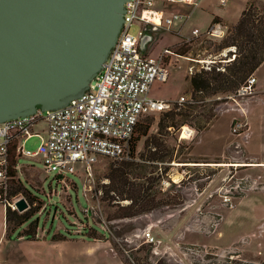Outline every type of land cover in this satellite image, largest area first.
<instances>
[{
  "label": "rangeland",
  "instance_id": "374dc122",
  "mask_svg": "<svg viewBox=\"0 0 264 264\" xmlns=\"http://www.w3.org/2000/svg\"><path fill=\"white\" fill-rule=\"evenodd\" d=\"M231 2L234 8L228 15L234 18L245 0ZM210 7L222 10L227 5L222 6L220 0H199L184 31L196 24L205 32L188 44L187 55L207 59V63L221 61L225 66L232 58V48L220 51L222 39L206 33L213 24ZM184 8L192 7L173 3L170 10L183 12ZM226 25L230 29L231 24ZM143 29L144 24L137 21L130 33L138 38ZM182 72L184 86L156 84L153 92L191 97V73ZM257 76V86H263L264 66ZM218 96L198 105L187 123L193 129L188 137H182L180 122L159 132L163 112L148 118L152 123L149 136L142 137L135 155L151 165L152 175L162 178L159 195L168 203L141 215L113 217L118 206L96 192L108 182L106 175L116 159L99 157L91 176L82 174L84 166L78 164V173H69L62 181L57 172L47 170L41 155L22 156L20 162L27 167H21L18 176L39 195L33 204L39 209L33 217L39 219V227L36 239L18 237V231L9 237L7 204L0 202V264H133L135 255L150 260L167 255L182 264H213L230 253L246 261L264 262V164H260L264 162V90L237 100ZM236 119L245 123L240 133L232 131ZM46 124L44 119L38 126L46 130ZM45 137L46 131L35 134L25 148L36 149ZM158 141L165 145L166 162L149 159ZM121 203L127 205L130 200ZM28 227V222L23 225ZM55 235L63 239L53 240Z\"/></svg>",
  "mask_w": 264,
  "mask_h": 264
},
{
  "label": "built area",
  "instance_id": "2783aa9c",
  "mask_svg": "<svg viewBox=\"0 0 264 264\" xmlns=\"http://www.w3.org/2000/svg\"><path fill=\"white\" fill-rule=\"evenodd\" d=\"M176 1L198 4V0H127L125 22L117 43L81 96L61 108L39 109L35 114L0 122V202L18 209L17 201L24 197L10 195L11 169L19 171L23 167L22 156L41 155L47 170L57 172L62 181L68 179L67 174L78 173V164L84 166L82 174L91 176L93 165L101 156L132 158L130 139L144 115L171 109L175 102L191 99L185 95L177 100L164 99L151 93L155 82L169 80L172 73L169 58L176 52L165 47L156 56L147 54L146 46L152 39L147 29L151 26L170 31L177 21H186L187 14L167 9V3ZM220 2L225 5L228 0ZM137 21L144 24L138 38L130 33V27ZM227 32L228 27L222 22L213 23L206 30L208 35L218 38ZM201 34V28L194 27L183 41L189 42ZM196 68L191 67V73ZM257 81L256 74H251L238 88L217 98L237 100L257 95L261 92ZM44 119L46 130H41L38 123ZM244 127L245 123L236 119L232 131L240 133ZM42 131H46V137L37 148H25L24 141Z\"/></svg>",
  "mask_w": 264,
  "mask_h": 264
},
{
  "label": "water",
  "instance_id": "95a60500",
  "mask_svg": "<svg viewBox=\"0 0 264 264\" xmlns=\"http://www.w3.org/2000/svg\"><path fill=\"white\" fill-rule=\"evenodd\" d=\"M126 1L0 0V122L81 96L117 43Z\"/></svg>",
  "mask_w": 264,
  "mask_h": 264
},
{
  "label": "trees",
  "instance_id": "16d2710c",
  "mask_svg": "<svg viewBox=\"0 0 264 264\" xmlns=\"http://www.w3.org/2000/svg\"><path fill=\"white\" fill-rule=\"evenodd\" d=\"M221 21L222 19L218 16L212 19V23ZM229 24H231L230 29L227 26L229 33L227 32L228 35L226 34L221 38L218 48L220 51L228 47L232 48L230 49L231 60L225 66L221 64V61H217V63L216 61L210 62V67H206V61L196 65L197 68L190 76L193 89L191 99L182 103L175 102L171 109L161 111L163 114L158 122L159 132L175 128L178 122H180V126L187 124L201 102L204 103L209 97H216L220 93L235 90L251 74H255L264 62V3L259 2V0H248L239 20ZM196 38L198 37L194 39ZM192 40L176 44L175 52L179 55H187L190 52L188 44ZM152 114H146L140 119L135 133L130 139L132 158L114 160L109 173L106 175L108 182H104L96 188V192H102L103 200L118 206L113 217H134L168 203L167 199L159 195L162 191V187H159L162 178L152 175L151 173L155 170L152 169L151 165L138 161L135 155L142 137L146 136L148 138L149 136L152 123L148 118ZM153 147L154 150L149 159L152 162H166L167 158L163 150L165 149L164 143L158 141ZM11 176L13 178L10 195H23L29 203V207L21 211L12 209L7 205V235L12 237L18 231V237L24 236L28 239H36L39 219H33V217L39 209L36 210L33 204L39 198V195L33 194L27 188L25 182L18 176V170L11 169ZM58 177L61 179L59 175ZM126 199L130 200V203L127 205L122 204L121 201ZM169 200H172V197ZM27 222L29 223V229H24L23 225ZM31 229L33 231H30ZM88 236L93 237L92 235ZM62 239L57 235L53 237V240L56 241ZM233 254L230 253L223 259L218 258L213 261V264H264V262L246 261L233 257ZM135 256L136 261H133V264H182L170 259L167 255H158L153 260Z\"/></svg>",
  "mask_w": 264,
  "mask_h": 264
},
{
  "label": "crops",
  "instance_id": "0c3cea01",
  "mask_svg": "<svg viewBox=\"0 0 264 264\" xmlns=\"http://www.w3.org/2000/svg\"><path fill=\"white\" fill-rule=\"evenodd\" d=\"M247 1L248 0H245V4L243 6L237 8V11L234 12V14H235L234 18H230V16L228 15V13L232 10L230 8H234V4L231 2V0H228L227 4H225V5H223L221 3L222 6H226L227 5V7H225L222 10H218L217 8L210 7V9L212 11L210 21H212V19L215 16H218V17H220L222 19L221 22L224 23V24L225 23L227 24V23H235V22H237L239 20L240 16H241V14H242L243 9L246 6ZM181 2L182 1H176V2L167 3V9H169V11H171L170 9H171V6L173 5V3H178L180 5ZM198 3H199V0H198ZM185 5H187L189 7H192L191 10H188V9L184 8L185 10L183 11V13L188 15V19L186 21H183V22L177 21L176 23H174V25L172 26V30L169 31V30H165V29H156L154 27L149 26V28L147 30H149V34L151 35L152 39L150 40V42L146 46V53L147 54L156 56L165 47H172L173 48L174 46H176V44L181 43L184 40L185 36L191 35L192 29L194 27H199L196 24H194V26L191 27L189 32H185L184 31L186 25L188 24V22L191 19L192 13L196 11L195 7L198 4L197 5H192V4L185 3ZM175 11L182 12L180 9L175 10ZM203 32H205V31L202 30V33ZM169 59L171 61L170 65H171V72L172 73H171V76H170L169 80L166 83L180 84V85H183V81L180 79V75L183 73L182 70L185 69L187 72L189 71L191 73V70H190L191 67L194 68L196 65H200V63H204L207 60V59H205V60L204 59H197V58H194V57H190L189 55H179L177 53H175L174 55H171V57ZM186 60H189V61H186ZM262 66H264V62L256 70V72H255L256 76H257L259 70L262 68ZM257 78H258V81H259L260 78L258 76H257ZM156 84H160L161 85L163 83L162 82H158V81L154 83L151 93L154 96H156V97H160V98H164V99L177 100L181 96L180 93L176 97H171L170 95H156V93L153 92L154 86ZM259 87H258L259 90H261V91L264 90V85L263 86H259ZM181 91H182V89H181ZM29 139H26L24 141V144ZM260 164H264V162H261ZM25 167H27V165H23V168H25Z\"/></svg>",
  "mask_w": 264,
  "mask_h": 264
},
{
  "label": "bare ground",
  "instance_id": "6f19581e",
  "mask_svg": "<svg viewBox=\"0 0 264 264\" xmlns=\"http://www.w3.org/2000/svg\"><path fill=\"white\" fill-rule=\"evenodd\" d=\"M193 131L192 127L189 126L188 124L184 125V131L182 133V137H188V135L190 134V132ZM192 133V132H191ZM262 165V164H261Z\"/></svg>",
  "mask_w": 264,
  "mask_h": 264
}]
</instances>
